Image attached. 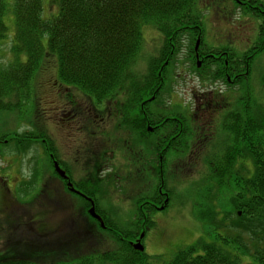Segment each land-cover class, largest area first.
<instances>
[{
    "label": "trees",
    "instance_id": "obj_1",
    "mask_svg": "<svg viewBox=\"0 0 264 264\" xmlns=\"http://www.w3.org/2000/svg\"><path fill=\"white\" fill-rule=\"evenodd\" d=\"M240 1H248V4L237 1V6L243 14L258 20L259 25L258 42L248 50L225 40L213 46L204 43V15L197 0H54L59 4V12L50 19L43 17L44 0H0V45L10 36L7 18L11 16L14 20V58L0 65V111L17 112L20 119L24 114L21 123L26 121L31 126L21 132L15 129L0 133V160L12 155L3 149L8 146L2 144L12 142L13 152L25 155L31 152L32 144L40 143L47 152L48 172L53 171L49 155L50 149L54 150L53 140L46 138L48 132L33 114H37L36 79L47 59L56 58L61 87L68 85L78 91V95L73 90L67 93L71 99L75 94L72 102H76V108L82 103L87 106L82 122L87 135L104 133L98 130L101 127L98 119L103 114L97 112L99 107L112 120L126 109L137 110L143 103H149V123L160 122L151 133L153 150H187L192 145L201 148L212 143L202 159L205 166L199 174L202 184L193 186L207 203L198 214L208 233L218 228L226 231L213 234L212 241L200 237L194 244L179 249L164 264H264V73L256 76L264 65V4H258V0ZM151 26L161 33L162 40L146 56L145 30ZM198 36L202 38L200 54L217 57L207 55L200 68L193 57L194 68L204 81L216 83L221 79L227 86L225 91H216L202 100V107L210 113L207 118L189 113L178 103L166 104L179 73V52L185 46L189 53H194ZM125 116L122 113L117 128L134 130ZM161 129L165 131L159 132ZM47 142L50 148L45 145ZM56 157L69 169L65 160ZM66 162L71 166L70 161ZM168 162L166 156L155 158L150 168L155 178L149 183V204L153 210L156 204L169 206L173 185L177 184L170 177ZM191 163H182L180 172ZM104 165L100 160L96 162L95 178L90 177L89 182L98 180L96 185L100 186ZM191 165V168L199 166L196 162ZM2 168L0 165V171ZM43 174V170L34 167L32 175L16 186L20 198L12 200L36 199L42 192ZM182 177L179 181L190 178L185 173ZM57 190L62 192L60 187ZM54 194L56 201H62L57 192ZM223 196H229V210L221 204L213 205L219 204ZM13 205L6 204L2 213L11 208L5 214H14ZM81 205L86 210L89 204L83 200ZM106 224L114 226L108 219ZM137 231L141 232L140 225ZM80 232L77 228L73 230L74 234ZM26 234L21 246L0 252V264H54L50 253L38 251L36 240L31 243V236ZM84 234L85 231L82 238ZM119 244L124 258L110 264H141L136 255L139 252L130 245ZM98 253L94 251L93 255ZM107 253L110 257L114 254ZM62 256L64 252L57 253V264L66 262L60 260Z\"/></svg>",
    "mask_w": 264,
    "mask_h": 264
},
{
    "label": "rangeland",
    "instance_id": "obj_2",
    "mask_svg": "<svg viewBox=\"0 0 264 264\" xmlns=\"http://www.w3.org/2000/svg\"><path fill=\"white\" fill-rule=\"evenodd\" d=\"M257 2L260 5L264 4V0H258ZM197 3H199V0H197ZM203 4L205 5L203 6L202 2L199 3L198 7H201V12L204 15V43L213 46L217 45L219 40H225V43L238 48H246V50L257 44L258 20H255L249 14H243L244 12L239 13L236 0H203ZM58 12V3H55L54 0H44L43 17L45 19L55 17ZM262 12L264 13V10ZM7 22L10 36L2 40L0 45V65H6L14 58L12 50L14 46L12 37L14 20L9 16ZM160 40H162L161 33L152 26L148 27L145 31L143 54L148 56L153 53ZM185 54L180 56L182 64L179 71L185 75L187 84L180 80L179 84L175 85L174 94L181 104L196 102L192 93H200L205 91L204 88L209 87V84L199 79L197 75L193 74V71H189L192 68L188 63V58H184ZM144 65H146V62ZM140 67L143 69V64ZM263 73L264 65L259 67L256 76L259 77ZM36 81L37 114L34 113L33 115L36 119L40 118L41 127L48 132L46 138L56 142L53 151L61 160H65L64 163L69 169H71L70 165L65 158L67 157L72 163L75 159L78 166H75L72 170L74 176L83 183L87 182L85 188L92 192H97L99 189V186L96 185L98 180L89 182L90 177L95 178L93 174L96 162L100 160L102 165L106 164L110 174L104 182L100 181V191L102 193L100 199L101 204L104 206L102 207L109 214V220L116 223L118 229L128 228L136 231L138 224H144L142 234L144 235L145 249H147L146 253L150 256H161L158 259L149 258L150 263L164 264V261L171 259L179 249L194 244L200 237H204L206 241H212L214 240L213 234H224L226 231L224 228L215 229L212 234L208 233L206 224L202 222L198 214L199 209L207 203L200 198V191L193 186L194 184H202L199 176L201 170L205 167L202 159L205 153L211 149L212 143L201 146V148L200 146L194 148V145H192L185 150L186 156L184 159L175 157L168 163L170 177L173 180L176 179L177 183L173 185L175 187L172 200L165 210H152L148 204L144 205L142 201L144 198L149 197V191L146 192L149 190V179L154 181L155 178L152 176L151 169L147 170L146 168L149 159L142 161L137 158L140 156L137 150L143 146L142 141L138 139L140 137H134L131 131H123V129L117 128L109 119L104 121L105 119L102 116L98 120L101 127H107L106 130H101L104 133L101 136L95 134L94 137L87 135L80 124L71 117L73 114L71 107L75 112H79L86 109L87 106L82 103L81 107L76 108V102H72V100H74L75 94L78 95V91L72 89L75 94L71 99L70 95L67 94L72 91L69 86L61 87L56 58L49 57L47 59ZM219 87L218 84L217 88ZM78 98L79 96H77ZM178 100L175 99V102H178ZM81 102L85 101L82 100ZM122 113L126 114V118L128 116V122L130 125H134L135 132L138 120L136 111L126 109ZM62 116L64 119H61ZM209 116V112L204 114L206 118ZM23 117L24 114H22ZM22 118L20 119L19 114L14 111H0V133L15 129L18 132L30 129L31 126L26 121L21 123ZM48 143H45V145L50 148ZM2 145L8 146V148L3 149L12 155L0 160V165L3 166L0 171V207L2 210H0V252H5L11 246L19 247L22 243V236L26 233L28 236L31 235L27 230L28 223L30 227H33L34 224H32L31 219H35L38 215H40V219L36 223L40 222L42 226H36V229L47 232L44 238H41L44 243V250L53 253L55 247H63L67 243L73 244L74 247L79 245L83 247L92 246V242L80 240L69 229L70 224L67 220L73 215V206L76 211L72 220L77 223V229L85 227V223L80 220V217L77 218V215L82 212L83 206L72 200L64 191L62 193L60 190H54L51 187L54 184L47 169V152L43 150L42 145L40 143L32 144L29 150L31 152L25 155L23 153L17 155L13 152L12 142ZM127 149L130 155H128ZM196 151L199 153H195ZM193 154L197 158L193 159L192 157L189 160L188 156L190 157ZM134 155L135 157H132ZM191 161V164L196 162L199 166L191 168L192 165L190 164L191 166L183 168V171L180 172V167ZM143 162L145 165H143ZM123 164H125V169L121 168ZM34 167H37V171L43 170L44 173L40 180V182L45 183L42 192L37 195L32 203L22 207L21 212L5 214L10 213L11 208H8L3 214L6 204L11 205L13 203L12 199L20 198L16 186L21 180L23 181L32 175ZM184 173L188 174L190 178L179 181L180 178H183ZM191 183L193 184L190 185ZM57 184L59 183L57 182ZM60 188L63 190L62 187ZM54 191L58 193L57 197L62 199V201H59L61 205L56 204ZM220 204L229 210L231 208L229 196H223L219 204L214 202L213 205L219 206ZM12 208L17 209L15 205ZM135 220L139 223L137 224ZM16 222L23 224L19 227ZM75 222H73L74 225ZM94 230L98 239V242L94 241L97 247H113L111 243H114V240L109 234L103 233L98 227ZM32 241L33 238H31V243Z\"/></svg>",
    "mask_w": 264,
    "mask_h": 264
},
{
    "label": "flooded vegetation",
    "instance_id": "obj_3",
    "mask_svg": "<svg viewBox=\"0 0 264 264\" xmlns=\"http://www.w3.org/2000/svg\"><path fill=\"white\" fill-rule=\"evenodd\" d=\"M241 3L248 4V1H242ZM181 53H183V54L186 53L185 56L187 58L190 57V59H193V57H195L196 60L199 59L200 63H201L200 66L203 65V61L206 60V56L207 55L213 56V57H217L215 54H206V55L202 54L201 55L200 54V47L198 48V50H196L195 47H194V53H189L187 50L182 48L181 49ZM189 71H191V70H189ZM218 83H219V85H224V82L221 79L218 80ZM215 92L216 91L214 90V88L210 87L208 89H205V91H201L200 93H197V94L192 93V96L194 97V100L196 102L187 105L189 113H191V114H193V113L194 114H199L200 116L203 117L204 114L207 113V109L202 107V104H203L202 100L206 99L208 97V95L215 94ZM140 111H141L140 116L138 114H136L138 116L137 117L138 120H137V129H135L134 137H140L141 139L140 138H138V139L140 141H142L143 146H141L140 149L137 150L140 153V156L137 157V158L142 160V161H144L145 159H149V157H151V159L155 161V158H160V157H163V156H166L167 158L176 157V158H179V159H184L185 156H186V153H185V149H183V148H181L180 150H178L179 148H177V150H174V151H165V150H160V151L159 150H151V151H149V133H148L149 126H151L153 128V131H154V129L156 127L160 126V122L156 123L155 125L149 124V103H143L140 106ZM61 119H64L63 116L61 117ZM181 123H182V120H181ZM163 131H165V129L159 130V132H163ZM181 132H182V129H181ZM173 137L175 138L177 136H173ZM49 155L53 159V161L58 160L57 157H55V152L54 151L51 150L49 152ZM132 157H135V155L132 156ZM192 157H195V154L191 155L190 157L188 156V158H192ZM143 165H145L144 162H143ZM62 167L64 168L63 165H62ZM72 167H75L74 163H72ZM121 168L125 169V164L123 165V167L121 166ZM146 168H147V170H149V162L146 165ZM64 169H65L66 174H67L66 178L62 177L61 175H59L57 173H51L50 174V178L52 180V183L54 184V185H51L52 188L54 190H57L59 188V186H60V187L63 188L62 191H64L68 196H70V198L72 200L79 201L77 199V196H80L81 198H83L84 200L89 202V205L91 206V202L87 198H84L82 195H79L78 193H75L74 191L71 190V188L69 187V182L70 181L73 182L76 189L82 191L83 193H85V192L87 193V189L85 188V185L76 183V182H74L72 180L73 176H72V173L70 172L72 168L71 169L64 168ZM57 182L59 184H57ZM44 186H45V183L40 182V191H42V188ZM66 187L69 189V191H67ZM32 202H33V200H16V201H14V205L16 206L17 209H14L13 212L14 213L20 212L22 207H24L25 205H28V204H30ZM94 202H95L96 212L102 216L103 220H105L104 212H106V210L103 209L104 206L103 205H99V203L97 205V201L96 200H94ZM56 204L57 205H61V203L59 201H56ZM156 206L160 207L161 205L160 204H156ZM75 211L76 210L74 209V206H73V208H72L73 215H71L69 217V220L71 221V223L75 222L74 220H72V218L75 216ZM86 213H87V210L85 211L83 209L82 212L79 215H77V218L79 219V217H80V220L86 223V228L87 229L85 230V234L83 235V240L82 241L89 242L90 239H91V241L95 240V235H94L95 230L94 229L98 226V224H100V221L98 219L94 218L93 216L89 215L88 213H87L88 215H86ZM39 219H40V215H39ZM135 221H137V220H135ZM16 223H17V225L19 227L23 224V223H20V222H16ZM36 226H42V224L40 222H38V223L35 222L34 226L30 227L29 223H28V226H27L28 229L27 230L29 232L33 233V237L36 240V243L39 245V246H36L37 250L40 251V252H48V253H50V255H51L50 259L54 262V264H57V260H58L57 253L59 251H62V252H64V256L60 257V260L61 261H66V262L65 263L59 262L58 264H74V262H73L74 257L72 255L73 250L76 249L74 247V245L71 244V243H67L63 247H55L54 250H53V253L50 252V251H46V250H44V247H43L44 243H43V240L41 238H44V235H46L47 232H43L41 230L36 229ZM71 233H73V231H71ZM103 233H106V234H109V235L111 234V232H103ZM116 233L118 234V237L120 239V243L122 245H125V246L126 245H130V246L133 247V249H134L133 245L136 242H138V241H140L143 245H145L144 237L141 236V232L139 233L138 231H132L131 229H127V230L121 229V230H116ZM134 250L136 251V249H134ZM88 251L99 252L97 255L93 256V262H91V263L95 262V264H110L112 260L121 261L124 258L123 255L121 254L122 251L119 250L118 248H116V249L115 248H100L99 246L97 248L81 246L78 255H80L82 253L85 254V252H88ZM110 251L114 252L112 257H110L109 254L107 253V252H110ZM141 252H144V251H141ZM52 255H53V257H52ZM136 255L138 257L140 255L141 264H149V257L147 255H144L143 253L136 254ZM87 258L88 257H85V260Z\"/></svg>",
    "mask_w": 264,
    "mask_h": 264
},
{
    "label": "water",
    "instance_id": "obj_4",
    "mask_svg": "<svg viewBox=\"0 0 264 264\" xmlns=\"http://www.w3.org/2000/svg\"><path fill=\"white\" fill-rule=\"evenodd\" d=\"M197 45H199V41H198V44H197ZM55 166H56L57 171H58L61 175L65 176V172L60 168V166H59V164H58L57 162H55ZM90 212H91V214H93V216L97 217V214H96V212H95V208H94V207L91 208ZM137 247H139L140 249L143 248V247L139 246L138 244H137Z\"/></svg>",
    "mask_w": 264,
    "mask_h": 264
}]
</instances>
